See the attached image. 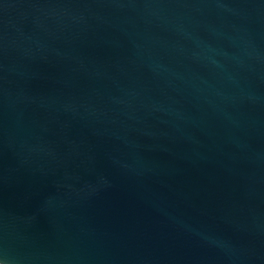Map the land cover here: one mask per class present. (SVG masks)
Here are the masks:
<instances>
[{
	"label": "water",
	"instance_id": "95a60500",
	"mask_svg": "<svg viewBox=\"0 0 264 264\" xmlns=\"http://www.w3.org/2000/svg\"><path fill=\"white\" fill-rule=\"evenodd\" d=\"M0 264H264V0H0Z\"/></svg>",
	"mask_w": 264,
	"mask_h": 264
}]
</instances>
